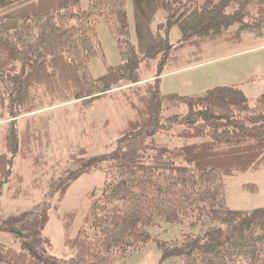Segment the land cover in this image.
Returning a JSON list of instances; mask_svg holds the SVG:
<instances>
[{"label":"trees","instance_id":"1","mask_svg":"<svg viewBox=\"0 0 264 264\" xmlns=\"http://www.w3.org/2000/svg\"><path fill=\"white\" fill-rule=\"evenodd\" d=\"M160 15L164 21L156 24ZM99 24L116 40L122 63L95 78L90 63L105 59ZM175 28L178 43L171 40ZM245 34L264 37V0H0V123L9 120L0 151V197L18 157L41 164L34 150L48 132L32 119L22 131L19 120L42 110L45 97L86 108L129 85L132 94L124 95L135 117L119 131L110 155L81 158L77 169L54 180L58 203L0 215V233L20 242L19 249L0 245V264H116L151 242L162 262L264 264V207L231 209L226 182L264 167V109L251 111L248 96L234 85L201 97L163 95L160 88L165 70L185 48L198 54L207 43L239 45ZM154 68L155 81L138 86ZM173 129H180L174 136L182 145L158 141ZM97 172L105 176L102 193H92L76 233L78 213L65 215L64 244L73 255L60 258L45 234L51 213L75 182ZM186 218L195 220L192 226L210 227L182 241L153 239L151 229Z\"/></svg>","mask_w":264,"mask_h":264},{"label":"rangeland","instance_id":"2","mask_svg":"<svg viewBox=\"0 0 264 264\" xmlns=\"http://www.w3.org/2000/svg\"><path fill=\"white\" fill-rule=\"evenodd\" d=\"M132 41L136 43L135 21L132 5L129 4ZM164 21L161 15L156 24ZM237 28L234 27L233 30ZM103 44L105 59L97 58L90 63V71L95 78L107 73L109 66L121 65V56L116 40L105 24L97 26ZM181 34L175 28L171 34L173 43L180 41ZM242 44L207 43L202 53L194 48H185L179 53V61L165 70L161 79L163 95L179 94L189 97L204 96L208 90L221 86L240 87L248 96L251 111L264 109V37L245 34ZM156 69L144 72L138 86L155 81ZM130 86L112 91L107 96L84 108L80 103L61 100L50 101L45 97V107L35 113L24 115L19 120L20 130L24 131L29 120L48 132L43 135V146L35 148L34 154L40 155L41 164L34 160L18 157L10 184L4 187L0 197V215H18L29 210H38L45 205H55L58 195H53L54 180H60L78 168L77 160H87L93 156L110 155L115 150L119 131L126 121L133 119L131 107L125 95L129 96ZM125 94V95H124ZM165 115L173 112L165 111ZM9 120L0 123V151L4 149L3 137ZM47 126V129L44 128ZM180 129L158 136V141L171 147L180 146L183 140L174 134ZM54 178V179H53ZM53 179V180H52ZM228 202L231 209L251 210L264 207V167L257 172H249L227 178ZM105 176L100 173L81 177L68 191L59 211L51 213V220L45 234L54 244V254L60 258H70L73 254L64 244V217L76 211L78 219L74 233L91 204L92 193L100 196ZM194 219L186 218L178 225L159 224L150 232L153 239L161 241H182L187 235L197 234L209 228L197 225ZM19 249L20 242L13 234L0 233V245ZM162 254L155 242L140 251L118 257L116 264H174L173 259L161 261Z\"/></svg>","mask_w":264,"mask_h":264}]
</instances>
